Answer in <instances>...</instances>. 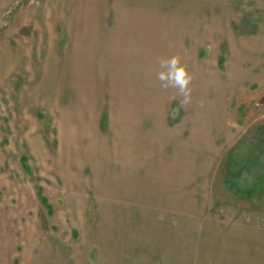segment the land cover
<instances>
[{
	"label": "rangeland",
	"instance_id": "obj_1",
	"mask_svg": "<svg viewBox=\"0 0 264 264\" xmlns=\"http://www.w3.org/2000/svg\"><path fill=\"white\" fill-rule=\"evenodd\" d=\"M178 1L131 7L154 20L144 106L119 102L139 89L128 72L114 84L97 55L65 66L61 21L101 13L97 3L0 0V264H264V85L218 93L226 62L246 58L235 54L240 39L228 49L218 38L220 25L232 37L240 25ZM172 56L200 88L202 110L222 101V116L196 120L195 133L189 103L157 79ZM139 110L150 166L114 175L123 170L106 150L134 121L124 112Z\"/></svg>",
	"mask_w": 264,
	"mask_h": 264
},
{
	"label": "crops",
	"instance_id": "obj_2",
	"mask_svg": "<svg viewBox=\"0 0 264 264\" xmlns=\"http://www.w3.org/2000/svg\"><path fill=\"white\" fill-rule=\"evenodd\" d=\"M87 1L97 3V9H100L101 13H80L74 15L72 20H62L59 26L63 28L67 36V46L65 48L70 50V58H67L68 62L65 64V66L67 65L66 68H71L73 61H78L81 58H74V56H86L85 59L90 62L91 56L97 55L98 69L102 67L104 70L112 71V77H110L114 84H123L124 78H127L128 80L126 81H128L127 84L129 86L139 89V93H130L126 96L129 98L128 100H119V102L130 103L133 101V98L130 97L133 96L135 97V103L139 102L146 106L147 102H152V96L147 94V90L152 82V76L151 74L148 76V70L152 66V23L154 20L150 14L134 13L131 10V7L135 6L145 7L147 5L146 2H142V0H74V5L78 9H83L85 8L84 3ZM177 2L179 1L177 0ZM195 2L200 7L203 4L204 7L215 8L213 12L211 10V22L239 23L240 25L238 26L239 30H237L238 28L236 29L234 37L225 34L228 32L226 25H220L218 38L224 39L228 49L232 47L230 38L240 39L241 42L239 41L237 44L239 49H235V54L245 53L246 58H242V61L236 65H233L234 62H232V66L231 63L227 64L226 62L225 69L227 73L219 84L217 83V88H220L218 93H221L222 88H235L239 92L242 88L244 90L252 86L264 85V0H204L203 3L201 0H195ZM109 6L114 8V13H104V10L107 12ZM169 21L166 16H163L159 22L167 23ZM254 23L257 26L252 25ZM48 27L49 32H52L49 22L46 21L45 29ZM221 30L224 31V34L221 33ZM54 37H56V34ZM121 71L128 72L127 75L122 74L127 77L120 79L121 74L119 72ZM132 71L135 73L134 76ZM135 71H139V73L137 74ZM195 86V82L192 86L189 85V87H192V94L190 102H188L191 108L189 119L192 120L193 131L196 120L222 116L220 113L222 101L219 99L211 105L207 103L204 108L206 110H202L201 90L200 88L195 89ZM141 89L144 91L140 92ZM136 112L139 114L131 113L130 111L124 112L126 116L124 118H132L134 121L130 120L128 126L126 124L123 125L121 131L114 134L113 144L116 143L118 150L114 151L113 149L112 152L106 150V154L104 153L105 158L111 157V159L118 160L120 163L118 167H122L123 173L117 171L114 175L123 174L126 176L128 169L131 166L137 169V164L139 163L145 167L150 166L151 162L147 163L146 159L147 143L152 140L151 129L147 128V126L144 127L145 129L141 127L139 120L142 117V111ZM143 136L144 138H142ZM142 143L145 145L144 148L141 145ZM111 153L113 154L111 155ZM143 156L145 162L142 159ZM149 157H151L150 154ZM105 166H108L107 161ZM144 172L146 176L147 171Z\"/></svg>",
	"mask_w": 264,
	"mask_h": 264
},
{
	"label": "clouds",
	"instance_id": "obj_3",
	"mask_svg": "<svg viewBox=\"0 0 264 264\" xmlns=\"http://www.w3.org/2000/svg\"><path fill=\"white\" fill-rule=\"evenodd\" d=\"M159 64L162 69H165L157 73V79L160 81L161 87L178 89L184 97L182 103L190 102L191 89L189 85L192 81V75L180 64L179 57L161 58Z\"/></svg>",
	"mask_w": 264,
	"mask_h": 264
}]
</instances>
